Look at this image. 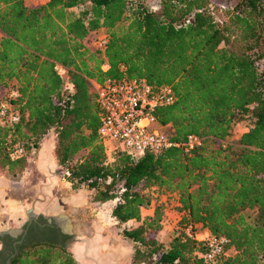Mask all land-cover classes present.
<instances>
[{"label": "trees", "instance_id": "16d2710c", "mask_svg": "<svg viewBox=\"0 0 264 264\" xmlns=\"http://www.w3.org/2000/svg\"><path fill=\"white\" fill-rule=\"evenodd\" d=\"M218 12L208 0H158L154 10L144 0H0V88L17 93L19 116L0 125V169L21 173L52 134L71 189L110 205L128 264H264V0L229 1ZM92 33L106 39L104 50L85 45ZM123 76L169 85L176 100L155 112L156 123L173 141L193 134L201 145L107 157L94 86ZM240 121L246 130L226 142ZM159 195L173 203L165 243ZM185 226L224 236V254L204 262ZM48 231L8 264H78Z\"/></svg>", "mask_w": 264, "mask_h": 264}, {"label": "crops", "instance_id": "0c3cea01", "mask_svg": "<svg viewBox=\"0 0 264 264\" xmlns=\"http://www.w3.org/2000/svg\"><path fill=\"white\" fill-rule=\"evenodd\" d=\"M54 145V135L48 134L26 158L20 183L27 187L14 190L0 175V229L3 225L12 235L26 223H44L65 238L62 245L78 264H128L131 248L110 214L102 213L105 205L92 202L85 189H71L56 163ZM165 231L163 224L158 239L164 243Z\"/></svg>", "mask_w": 264, "mask_h": 264}, {"label": "built area", "instance_id": "2783aa9c", "mask_svg": "<svg viewBox=\"0 0 264 264\" xmlns=\"http://www.w3.org/2000/svg\"><path fill=\"white\" fill-rule=\"evenodd\" d=\"M105 46L106 39L103 36L93 42L96 50L102 51ZM107 68L106 63L100 67L103 72ZM53 69L64 77V69L59 66H54ZM94 95L99 121L97 137L107 157L117 149L140 156L144 153L157 155L169 148L178 147L184 152H190L201 145V139L193 134L187 135L182 141H173L156 123L155 112L172 106L176 100L169 85L154 87L143 79L123 76L94 86ZM16 97L14 90L0 91L1 126H10L19 121L12 104ZM21 153L22 150L18 148L16 154ZM183 234L203 244L205 250L198 256L206 263L213 262L224 254L227 245L224 236H213L207 231L193 233L191 226H185Z\"/></svg>", "mask_w": 264, "mask_h": 264}, {"label": "rangeland", "instance_id": "374dc122", "mask_svg": "<svg viewBox=\"0 0 264 264\" xmlns=\"http://www.w3.org/2000/svg\"><path fill=\"white\" fill-rule=\"evenodd\" d=\"M45 0H40V2H44ZM211 4V6L213 7L215 13H219L218 10L220 8H223L224 5L227 3V2H234V0H208ZM146 6L148 7L149 10H154L155 7H157V3H158V0H144ZM26 5H35L34 2L32 1H27L26 2ZM100 34L98 33H92L90 34L84 41L85 45L87 47H91V48H94L93 47V42L95 41V39L97 37H99ZM5 89H1L0 88V91H4ZM248 126V122L247 121H240V122H237L235 123L232 128H231V132H230V135L229 137L226 139V142L228 143H232V142H235L238 138V136L244 132L246 130ZM119 145V144H118ZM79 156H81V154H78L74 157V159L78 158ZM4 173V174H2ZM0 175H2L3 177H5L6 179V182L8 183V185L13 188L14 190L15 189H19L20 186L24 185V187H27L28 184H25L24 180L22 182L24 183H20V178H21V173L19 174H16V175H10L8 174V172L6 171V169H0ZM89 194V197H90V200H91V194L88 192ZM165 196H160L158 197V200L162 203V206H163V213H164V228H166V231H165V238L168 237L169 233H170V230H171V226L173 224V210H172V202L171 200H168V199H164ZM105 206L102 208L103 210V214L105 213V215H108L109 212H110V205L109 204H104ZM109 211V212H108ZM102 214V215H103ZM166 222V224H165ZM168 227V228H167ZM7 230V229H6ZM159 234V233H158ZM167 240V239H166Z\"/></svg>", "mask_w": 264, "mask_h": 264}, {"label": "flooded vegetation", "instance_id": "af4514ba", "mask_svg": "<svg viewBox=\"0 0 264 264\" xmlns=\"http://www.w3.org/2000/svg\"><path fill=\"white\" fill-rule=\"evenodd\" d=\"M44 223L35 222V223H26L22 226L21 232L17 234H10L9 232L0 236V264H5L16 253L17 247L21 244H24L25 241L29 239L38 238L41 235L43 230L49 233L51 228H45ZM53 239L57 243L63 244L65 238L55 231L52 230L50 233Z\"/></svg>", "mask_w": 264, "mask_h": 264}, {"label": "water", "instance_id": "95a60500", "mask_svg": "<svg viewBox=\"0 0 264 264\" xmlns=\"http://www.w3.org/2000/svg\"><path fill=\"white\" fill-rule=\"evenodd\" d=\"M31 213H32V209L27 210L26 215H27L28 219L30 218ZM0 223H1V220H0ZM6 233H8V230H6L4 228V226L2 225L1 229H0V236L3 235V234H6ZM8 263H9V260H7L5 264H8Z\"/></svg>", "mask_w": 264, "mask_h": 264}]
</instances>
